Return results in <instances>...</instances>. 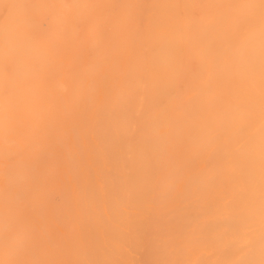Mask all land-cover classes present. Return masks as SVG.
I'll use <instances>...</instances> for the list:
<instances>
[{
	"label": "bare ground",
	"instance_id": "obj_1",
	"mask_svg": "<svg viewBox=\"0 0 264 264\" xmlns=\"http://www.w3.org/2000/svg\"><path fill=\"white\" fill-rule=\"evenodd\" d=\"M0 264H264V0H0Z\"/></svg>",
	"mask_w": 264,
	"mask_h": 264
}]
</instances>
